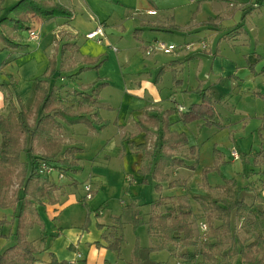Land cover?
Segmentation results:
<instances>
[{
  "label": "rangeland",
  "instance_id": "obj_1",
  "mask_svg": "<svg viewBox=\"0 0 264 264\" xmlns=\"http://www.w3.org/2000/svg\"><path fill=\"white\" fill-rule=\"evenodd\" d=\"M97 1L91 5V13L99 19L98 21L104 22L96 24L103 28L105 38L102 42L88 39L86 34L89 29L79 30L76 37L80 57L99 55L95 66H92L95 63L89 64L90 66L83 65L86 62H82L83 66L81 65L72 43L69 42L70 38H64L57 28L60 23H47L41 31L42 38L38 28L37 30L34 28L38 33L37 40L29 37L28 29L22 30L25 39L39 40V43L40 38L45 39L46 43L51 42L52 49L57 47L58 52L61 45H68V49L61 50L57 74L53 81L51 80L52 83L51 81L48 83L49 87H56V84H59L58 91L61 94L66 93L64 95L66 104L76 105L81 99L82 89L69 81L73 76L72 72L76 73V80L82 84H89L102 77V80L108 82L99 86V89L103 88L100 91L99 104L101 106L109 104L114 107V111L104 108L100 113L103 118L113 119L116 116L118 118L117 123L111 121L101 131L98 129L89 131L87 126L79 123L72 126L75 128L74 131L84 129L83 134L63 131L62 127L54 132V136L62 141L63 148L73 146L81 147L82 150L76 153L77 167L74 169L67 168L68 166L62 162L65 157L62 153L52 162L55 172L42 175L47 178L46 183L39 181L38 184L48 187L53 192L55 201L51 202L46 197L31 198L28 214L35 217L36 210L40 221L34 222L28 230V240H33L42 254L44 251L45 253L51 251L56 258L67 257L65 264H70L69 261L75 264H130L135 248L142 258V264L236 263L235 257H228L225 253L232 236H245L252 232L250 222L253 216L249 210L231 212L228 231L225 227L217 228L215 231L214 239L219 240L222 254L217 255L216 260L212 261L203 255V252H207L203 243L209 235L210 228L206 222V211L200 202L226 195V191L223 190L228 185L226 180L233 179L237 186L247 185L252 188L240 193L244 202L250 206L261 207L257 194L264 195V116H262L264 113L261 112L264 111V96L249 93L248 85L239 87L237 83L246 80L249 74L255 77L256 84L264 81V0L257 3L252 0L244 9L239 8L238 0H231L230 3L232 6L234 3V7L228 5V0ZM9 4L6 3V7H9ZM150 8L155 9V13L157 11V16L148 15L147 10ZM218 9L226 13V16L233 14L234 19L230 16L222 17V25L211 26L213 18L219 13L216 11ZM152 19H156L155 22L157 21L162 30L151 28L149 21ZM84 28L87 26L84 25ZM14 34L15 32L12 33V38L10 37L12 42L19 44L23 51H26L28 45H23L25 39ZM58 36L61 37L60 41L56 38ZM162 42L172 44L174 49L170 53L162 52L158 48ZM28 44L29 53L25 55L26 57L19 55L11 60L15 67L21 66L18 70L23 77L17 80H20L19 91L24 99L28 98L31 91L32 78L41 77L47 66L43 61V55L40 52L34 53L36 51L34 43ZM40 47L44 48V45ZM215 57L217 61H221L225 72L230 75L226 76L219 87L213 89L216 91L217 101L220 100L218 95L226 94L218 105L215 103L214 117L208 118L209 124L205 125V120L200 117H195L188 123L176 121L173 124V129L185 132L188 145H195V156L196 149L199 152L196 172L178 169L172 176L187 178L186 181L190 185H184L185 189L179 190L176 197L163 196L161 198L163 204L152 210H147L148 207L144 204L141 205L142 211L147 213L143 215L144 219L164 213L166 205L175 207L178 199L191 207L196 243L189 248L193 251V258L186 260L180 256L181 249L177 241L168 243L169 248H149L165 239L156 230V223H151V236L146 232L147 224L142 223L143 217L140 223H131L133 209L126 205L131 202L132 197L138 201L146 199L150 188L140 185L139 182L134 183L137 179L140 181L143 178L137 167L140 158L133 152L134 149L128 145H125L124 149L119 146L115 148L114 145H119L118 138L121 137L119 133L122 130L119 125L122 124L126 106L130 104L129 99L132 100V107H138L149 101L151 95L157 94L162 109L178 104L177 107L181 106L187 110L190 104L199 103L204 95L213 94L207 89L210 84L206 86L205 83L214 76L210 72V66ZM255 62H258L259 66L257 72L252 68ZM86 92L89 93L91 90L87 89ZM2 95L0 92V112L3 111ZM94 104H91L92 107ZM184 109L174 111L172 119L174 120ZM69 126L71 125L66 127L70 128ZM134 140L136 143L139 138L135 137ZM2 141L3 137L0 135V143ZM180 148L181 154L190 155L187 146ZM234 149L238 153L236 160L230 155V151ZM107 154L115 157L113 165L123 171L125 178L117 172H107L104 165ZM121 155L124 156L123 162ZM21 157L22 160L30 162L26 154L21 153ZM59 173H62V178L58 177ZM103 174L104 180L102 183L99 182L98 186L95 180H99ZM17 183L18 179L14 177L4 201L11 197L14 199ZM86 185L91 189L94 198L85 199ZM154 192L152 190V193ZM98 202H104L105 205L96 210ZM110 210L113 215H121L125 221L119 231V235L122 234L119 250L102 245L105 243L103 233L106 230L102 227L101 221ZM3 214L11 218L12 208L0 207V216ZM222 220L213 218L212 226L218 227ZM202 223L206 224V231L202 229ZM10 228L13 234L14 225H8L4 231L6 235H9Z\"/></svg>",
  "mask_w": 264,
  "mask_h": 264
},
{
  "label": "trees",
  "instance_id": "obj_2",
  "mask_svg": "<svg viewBox=\"0 0 264 264\" xmlns=\"http://www.w3.org/2000/svg\"><path fill=\"white\" fill-rule=\"evenodd\" d=\"M30 13L43 20L71 16V12L55 0H16L9 6L7 13L0 15V41L14 46L11 35L15 31L28 28V14ZM54 73L55 69L51 62V69L46 73L47 76L36 79L35 97L29 111L19 103L18 108L11 105L7 114L0 117V135L3 137L0 143V207L12 208L11 219L0 218V238L6 236L4 232L6 226L14 224V243L0 252V264H35L36 262L38 251L33 242L27 238V232L33 225L28 214L31 198L46 197L51 202L55 201L53 192L45 185L38 184L39 181L46 183L47 179L38 171V164L43 161L52 165V162L63 153L65 157L62 162L68 166L67 168H72L76 164L75 154L81 151L80 147L63 148L62 141L54 136V132L60 127L61 122L66 125L82 123L89 128H94V121L90 115H93L91 104L96 102L97 90L91 89V92L87 93L86 90L91 87L80 85L81 99L76 105L66 104L59 96L57 88L46 85L47 79ZM216 102L217 100L210 95H204L199 103L190 104L186 112L181 113L180 120L188 123L195 117H200L205 120L204 125L209 124L207 119L214 117ZM172 112L170 109L161 117L148 116L137 123V128L141 131L147 130L149 124L160 126V135L152 141L150 150H146L143 145L138 146L146 150L149 155L148 161L140 170L144 182L152 179L168 181V175L165 172L167 167L181 166L189 170L195 168L193 164H187L183 157H178L173 152L175 149L186 146L188 140L185 133L169 130L167 117ZM188 149L190 156H185L191 158L195 155V147L191 145ZM21 153L26 154L30 162L22 160ZM14 177L18 179L15 197L4 201V196L7 195V190L12 185ZM226 182L228 185L223 188L226 195L208 199L207 202H200L206 211V222L209 223L210 228L209 235L203 243L207 252H203V255L215 261L217 255L222 254L219 240L214 239L216 229L225 227L228 231L231 212L249 210L253 216L250 222L252 232L245 236H232L225 254L231 258L235 257L237 262L227 263L264 264V195L257 194L261 207L247 205L240 197V193L252 190V188L247 185L237 186L233 179H228ZM183 184L181 180H171L166 186L173 188L181 187ZM154 187L156 191L161 192L159 184H154ZM201 199L204 198L201 197ZM154 204L160 206L163 202L159 198L154 201ZM166 206L164 213L156 217L150 216L146 221L149 236L152 231L151 223L154 222L157 224L156 230L166 239L158 245L150 246V249L169 248L168 243L177 241L181 249L180 256L190 260L194 254L189 248L196 243L192 226L193 211L180 199L176 201L175 207ZM139 215L137 209L133 210V224L140 222ZM213 218L225 220H222L218 227H213ZM121 241L122 236L119 235L109 246L119 250ZM50 262V264H63V261L58 262L54 257ZM140 263L139 252L135 248L130 264Z\"/></svg>",
  "mask_w": 264,
  "mask_h": 264
},
{
  "label": "crops",
  "instance_id": "obj_3",
  "mask_svg": "<svg viewBox=\"0 0 264 264\" xmlns=\"http://www.w3.org/2000/svg\"><path fill=\"white\" fill-rule=\"evenodd\" d=\"M15 1L16 0H0V15L2 16L5 13H7V9L9 7H6V3H10L9 5L11 6ZM55 1H57L58 3H60L64 7H66L71 12V16L68 17V18H66V17H54V18H50L48 20H43L40 17L34 15L33 13H30V14H28V24H27L28 28L27 29H34L35 28L37 30V28H38V33H40V36L42 38L43 34L41 35V31L43 30L44 26L47 23H50V22H56L57 24L60 23L57 28L60 29L61 35L65 36L64 38H68V39L70 38L69 42L72 43V48H73V50H75L76 54L78 55V60L81 62V65H82V62H86V64H83V65L90 66L89 64H92V63L96 62V60L98 59L99 55L93 56V57H90V56L86 57L85 55H82V57H80L79 53H78L79 52V49H78L79 47H78L77 42H76V37L79 34V30L89 29V30H87L89 32V31L95 29L98 26L96 24V22H99L98 24H104L103 21H98L99 19H97V17L94 14L91 13V11H92V6L91 5H93V2L95 0H55ZM102 1L106 2V1H109V0H102ZM228 1H229L228 5L232 6V3H230L231 0H228ZM258 1L259 0H255L256 3ZM251 2H252V0H241V1L238 0L237 4L239 5V8L244 9V8L247 7L246 4H251ZM234 6H235V4L233 3L232 7H234ZM151 10H155V9L150 8V9L147 10V13H148V11H151ZM216 11H219V13L213 18V20L211 22V26L222 25V20H221L222 17H229L230 16V18L232 17V19H234V17H235L233 14L232 15L228 14L226 16V13H223V11L219 10V9L216 10ZM157 14L158 13L156 11L155 14H148V15L157 16ZM155 20L156 19H152L150 21L148 20L149 24L151 25L152 29L160 30L161 28H160V26H158L159 24H157V21L155 22ZM84 25H86L87 28H84ZM27 29H25V30H27ZM15 35H17V36L19 35V37L22 36L23 38L25 37L23 35V31H15L14 36ZM26 38H27V36H26ZM41 38H40V41H41L40 43H39V40L38 41H30V40H27L28 38L27 39L24 38L25 40L23 42L24 43L23 45H26V46L28 45L27 49L29 48L28 42L29 43L30 42L34 43V45L36 46V51L34 53L40 52V54L43 55V61H45L47 63L46 69L43 71V74H41L42 75L41 77H33V75L31 76V77H33L32 78L33 79V83H32V86L30 88L31 91L28 93V98L27 99H24L22 94H20L21 92L19 91V88H21V84L19 83L20 80H17V79L20 78V77H23L22 75H20V72L18 70V67L20 68L21 66L18 65V67H15L11 60H12L13 57H16V56H19V55L26 57L25 55H27L29 53L28 52L29 50L27 51V49H25L26 51H23V48H21V46L19 44L15 43V42H14L15 44L13 46L10 43L4 44L2 41H0V47H1L0 56L3 55L2 58L0 57V59H1V63H0V89H1V91L0 92L3 94L2 95L3 111L0 112V117L7 114L8 110H9V107L11 105H13V106L18 108L19 107V103H20V104L23 105V107L27 111H29L32 108L34 97H35V83H36V79L45 77L46 73L51 69V62H52V65L54 66L55 73L50 78L47 79L46 85H48V83L54 78V76H56V74H57L56 70L58 68V63L57 62H58V60L60 58V52H61L62 49H68L69 47H67L68 45H64L63 44V45H61V47H60L61 49L58 52L57 51V47H54L52 49L51 42L48 41V43H46L47 41L45 39L41 40ZM56 38H57L58 41L61 40L60 36H58ZM37 43H39L40 46L44 45V48H41L40 46H38L39 44H37ZM39 49H41V51ZM6 52H7V54H5ZM216 57L213 59V63L210 66V70H211L210 72L213 73L214 76L212 78H210L209 82L205 83L206 86L208 84H210V86H208L209 88H207V89L211 90V92L213 94H210V96L212 98H214L215 100H216V97H215L216 96V91L213 90V89L219 87L221 82H223L224 79H226V76L230 75V74H228V72H225L221 61H217ZM250 61L253 62L252 60H250ZM26 62H28V61H26ZM95 65H96V63L94 65H92V66H95ZM235 67H237V66L235 65ZM258 67H259L258 66V62H255V63L252 64V68H253L254 72H257ZM233 68H234V66L232 67V69ZM70 71L72 72V70H70ZM78 71H77V73H78ZM71 74H73L71 80H69V81H71L70 82L71 84H73V85L77 84L76 86H78L80 88H81L80 85L85 86V87L90 86L91 87L90 90L91 89L97 90V97H96V102H95L96 105L94 104L93 112H92L93 113L92 119L95 121V122H93L94 128L87 127V128H89V131L90 130L95 131L97 129L101 131V129H103L104 127L108 126L111 121L114 122V123H117L118 122L117 116L115 118H113V119L103 118L101 113H100L102 111V109H104V108L111 109V111H114V107L109 105V104H102V106H101V104H99V101H101L100 100V91L103 89V88L99 89V86L101 84H106L108 81L107 80H102L101 79L102 77H99V78H97L96 80L92 81L89 84H82V83H80V82H78L76 80L77 79L76 78L77 76H75L76 73L72 72ZM205 78L207 79V77H205ZM52 81H51V83H52ZM60 81H58V83H60ZM255 81H256L255 77H252L249 74V76H248V78H246V80L243 79L242 82L241 83H237V85L239 87L243 86V85H248V86L250 85V87L247 86L249 93L253 92V94L256 95V96H258V95L261 96V97L264 96V81H261L259 84H256ZM58 85L59 84H56L55 88H57ZM202 85H204V83ZM68 88H70V87H68ZM57 92H58L59 96L63 99V101H65V96L64 95L66 93H62L61 94L58 91V88H57ZM225 95L226 94L218 95L217 97H220L219 98L220 100L217 101L216 104L220 103L225 98ZM62 96H64V97H62ZM129 103L130 104L128 106H126V108L124 110V117L122 119V124L119 125V126L122 127V130L119 133V135H121V137L118 138L119 145L116 144V146L114 145V147L116 148V147L119 146V147L124 149L125 145H128L131 149L133 148L134 149L133 152L137 153V156H139V158H140L138 160V166H137L138 167V172L140 173V170H141L142 166L145 165V163L148 161V156L149 155L146 153V150H150V148H151V146L153 144L152 141L156 137H158L160 135V126H155V125L149 124L147 130L141 131V130H139L137 128L138 121L142 120V119H146L148 116L161 117L166 111L171 109L173 112L171 114H169L168 117H167L168 122H169V130L170 131H176V132L185 133L182 130H178L177 131V130L173 129V127H174L173 124L176 121L177 122H179V121L181 122L180 115H181V113L186 111V109L183 108L184 110L178 116H176V118L173 120L172 116L175 114V112L178 111V109H177V105L178 104L174 105L173 107L162 109L161 106H160L161 104H159L160 103V98L158 97L157 94H154V96L151 95L149 97V101H145L143 103V105L138 106V107L137 106L136 107L135 106H133V107L131 106V103H132L131 99H129ZM71 104L75 105L74 103H71ZM261 112L264 113V111H261ZM262 116H264V115H262ZM66 126H67L66 124L61 122L60 127L63 128V131L67 130V131H73L74 133H76V132L77 133L81 132L82 134L85 133L84 129H77L76 131H74V129H75V128H73L74 126L71 125V126H69L70 128H67ZM135 137L139 138L138 142H136V143H135V140H134ZM187 140H188V138H187ZM188 144H189V142L186 145L187 148H189V146H191V145H188ZM139 145L145 146L146 150H142L141 148H138ZM193 146L195 147V145H193ZM182 148H184V146ZM180 149L181 148L175 149L173 151L174 154L176 156H178V157H183L187 164H193L195 166L194 170H189V169H187L185 167H181V166H173V167H167L165 169V172L168 175V181L181 180V181L184 182L183 186L168 188L166 186L168 181H160V180L152 179L149 182H144L142 179H141L142 181L141 180L139 181V179H137V180L135 179L136 181H134V183L137 184L139 182L140 185L147 186V187L150 188V190H148L146 199H144L143 201L142 200L138 201V200H136L135 198H133L131 196L132 197L131 198V202L126 205V207H128V208L131 207L133 210L137 209L139 211V214H140L139 216L141 218L143 217L144 214H147V213H145L146 211L145 212L142 211V208H141L142 204H144V205H146L148 207V208H146L147 210H152L153 208L159 207V205L154 204V201L156 199L162 198L163 196L176 197V196H178V191L179 190L185 189L184 185H187V186L190 185V183H188L186 181V180H188L187 178H180V177H174L173 178L172 176L176 174V171L178 169L180 171L183 170V171H186V172H193V171L196 172V167H198V162H199V160H198L199 152L196 149V156L194 155V156H192L190 158L189 157L190 155L187 157V156H185L186 155L185 153L181 154L180 153ZM77 153H79V152H77ZM76 155H78V154H75V156ZM113 158H115V157H111V155H108V154L104 158L105 159V164L104 165H105V168L107 169V172L108 173L110 171L112 173H116L117 172V173L120 174V176L124 175L122 170L117 169V167L115 168V166L113 165L114 164ZM122 158H123V160H122ZM21 159H22V157H21ZM121 160H122V162L124 161V156L122 157V155H121ZM124 166H125V164H124ZM75 167H77V163L71 169H74ZM122 167H123V165H122ZM123 177L125 178V175ZM92 179L94 180L95 177L93 176ZM103 180H104V174L101 177H99V180H95V181L97 182V184L99 186V182L102 183ZM154 184H159L161 186V192H158V191L155 190ZM152 190L155 191V192L152 193ZM55 193H56V191L54 190V194ZM93 195L94 194H92V196H91L92 198H94ZM103 205H105L104 202L103 203L98 202L97 205L95 206L96 210L102 208ZM106 205H108V203ZM4 215H6V214H3L2 216H0V218H2ZM5 217L8 218V219H11L7 215ZM30 219H32L33 223L37 222V221H40V218H39L38 213H37L36 210H35V217H30ZM142 219H143L142 223L146 224V221L148 219H144V217ZM124 223H125V221L122 220L121 215H113V212L110 210L107 213L106 217L103 218L102 221H101L102 227H105V230H106V231L104 230L105 233H103L105 243L102 244V245L106 246V245H109L110 243L114 242L115 239L119 236V231L122 228ZM131 223H132V220H131ZM12 225H14V224H12ZM10 229H9V232H8L9 235H6V236L0 238V252L3 251L6 247H8V246H10V245H12L14 243V236H13V234H11L12 233V229L11 230ZM146 232L148 234L147 225H146ZM120 235L122 236V234H120ZM9 238H10V240H9ZM30 241H32L33 244H34L33 240H30ZM149 248H150V246H149ZM36 249H37L38 252L36 254V262H35V264H50L51 263L50 261H51L52 257H54L58 262L59 261H63V264H65V262H66L67 257L66 258H56V256L51 251L46 252V253L44 251L45 254L44 253L42 254V253H40V251L38 250L37 247H36ZM139 257H140V255H139ZM140 261H141L140 264H142V258L141 257H140Z\"/></svg>",
  "mask_w": 264,
  "mask_h": 264
},
{
  "label": "built area",
  "instance_id": "obj_4",
  "mask_svg": "<svg viewBox=\"0 0 264 264\" xmlns=\"http://www.w3.org/2000/svg\"><path fill=\"white\" fill-rule=\"evenodd\" d=\"M148 13L149 14H153L154 11H149ZM28 34H29V37L32 38V39H34V40H37L38 39V33H37L36 30H34V29H28ZM86 37L88 39H95L96 42H102V40L105 38V34L103 32V28L101 27V25H98L95 29H93L92 31H90L89 33H87L86 34ZM158 48L162 52H164V53H170V51H172L174 49V46L172 44H168L167 45V44H165V43L162 42V43H160L158 45ZM204 48H205V45H204ZM113 50L115 51V49H113ZM148 52L149 51H147V53ZM177 109L178 110H182L183 108L181 106H178ZM230 155H231L232 159H234V160L238 159V153H237V151L235 149L230 151ZM38 171L42 175H50L53 172H55V168L52 165H50V164H48L46 162L41 161L38 164ZM58 177L59 178H62L63 177L62 173H59L58 174ZM85 191H86L85 199L86 198L87 199H90L91 196H92V192H91V189L87 185L85 186ZM201 226H202V229L204 231H206V229H207L206 224L202 223ZM68 263L75 264V262H70V261Z\"/></svg>",
  "mask_w": 264,
  "mask_h": 264
},
{
  "label": "bare ground",
  "instance_id": "obj_5",
  "mask_svg": "<svg viewBox=\"0 0 264 264\" xmlns=\"http://www.w3.org/2000/svg\"><path fill=\"white\" fill-rule=\"evenodd\" d=\"M151 11H154V10H151ZM148 12H149V11H148ZM154 13H155V11H154ZM154 13H153V14H154ZM148 14H149V13H148ZM103 32H104V31H103ZM88 33H89V32H88Z\"/></svg>",
  "mask_w": 264,
  "mask_h": 264
}]
</instances>
